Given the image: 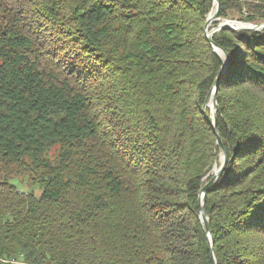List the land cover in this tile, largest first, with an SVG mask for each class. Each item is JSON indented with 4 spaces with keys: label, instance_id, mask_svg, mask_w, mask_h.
<instances>
[{
    "label": "trees",
    "instance_id": "trees-1",
    "mask_svg": "<svg viewBox=\"0 0 264 264\" xmlns=\"http://www.w3.org/2000/svg\"><path fill=\"white\" fill-rule=\"evenodd\" d=\"M218 4L214 27L264 24V0ZM213 6L0 0V264H212L198 199L219 158L202 113L219 72ZM211 39L228 56L226 163L205 195L213 256L264 264V28Z\"/></svg>",
    "mask_w": 264,
    "mask_h": 264
},
{
    "label": "water",
    "instance_id": "water-1",
    "mask_svg": "<svg viewBox=\"0 0 264 264\" xmlns=\"http://www.w3.org/2000/svg\"><path fill=\"white\" fill-rule=\"evenodd\" d=\"M214 3H215V10L212 11V9H211L207 15L205 25H204V33H205V37H206L212 51L216 54V56L219 59V72H218V75H217V77L213 83V86L211 87V89L209 90V92L205 98L203 108H202V113H204L206 108H208L210 111V116H211L210 126L216 134L215 144L217 145V147L219 149V159H218V163H215L213 165V168L211 169V171L205 176V178H207L209 175H211L209 180L206 181L202 185V187L200 188L199 199H198L199 219H200V222L203 226L205 236L207 238V242H208V246H209V250H210V254H211L212 264H216V261H215L214 256H213V249H212L213 239L211 236L210 226H209L206 208H205V195H206V192H207L208 188L210 187V185L214 181H216L218 179V177L220 176V174H221V172L225 166V163H226L225 148L222 144L220 137L217 135V132H216V108H217L216 90H217V86L219 83V79L227 68L228 56H227L226 52L211 39V36L214 32H217V31L222 30V29L233 28L236 26H246V27H249V28L254 29V30H259V29L264 28V24L253 25V24L242 23L239 21H223V22H220L215 28L210 29L211 24L214 21H216L218 19V16H219L218 0H213V5H214ZM209 101H210V104H209Z\"/></svg>",
    "mask_w": 264,
    "mask_h": 264
},
{
    "label": "rangeland",
    "instance_id": "rangeland-1",
    "mask_svg": "<svg viewBox=\"0 0 264 264\" xmlns=\"http://www.w3.org/2000/svg\"><path fill=\"white\" fill-rule=\"evenodd\" d=\"M224 21H236V19H231V20H224ZM223 22V21H220ZM215 28L213 23L210 26V29ZM57 148V147H56ZM54 149H51L49 151L46 152V156L51 157L53 155V151ZM219 159V158H218ZM12 183L17 185V187H19V190L22 192H31L33 194H38L39 193V188L36 185H31L28 183L27 180L23 179H19V178H14L12 180Z\"/></svg>",
    "mask_w": 264,
    "mask_h": 264
},
{
    "label": "bare ground",
    "instance_id": "bare-ground-1",
    "mask_svg": "<svg viewBox=\"0 0 264 264\" xmlns=\"http://www.w3.org/2000/svg\"><path fill=\"white\" fill-rule=\"evenodd\" d=\"M215 10V3H214V6H213V8H212V11H214ZM209 104H210V101H209Z\"/></svg>",
    "mask_w": 264,
    "mask_h": 264
},
{
    "label": "built area",
    "instance_id": "built-area-1",
    "mask_svg": "<svg viewBox=\"0 0 264 264\" xmlns=\"http://www.w3.org/2000/svg\"><path fill=\"white\" fill-rule=\"evenodd\" d=\"M17 264H25V263H17Z\"/></svg>",
    "mask_w": 264,
    "mask_h": 264
}]
</instances>
